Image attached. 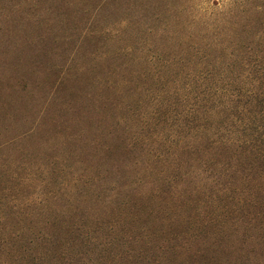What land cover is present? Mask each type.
Masks as SVG:
<instances>
[{"label":"trees","instance_id":"16d2710c","mask_svg":"<svg viewBox=\"0 0 264 264\" xmlns=\"http://www.w3.org/2000/svg\"><path fill=\"white\" fill-rule=\"evenodd\" d=\"M71 1L43 4L89 25L84 46L132 43L49 85L38 117L58 113L46 132L70 128L75 156L56 192L26 197L0 163V264H264V0ZM21 4L0 0V21ZM121 4L122 28L91 25Z\"/></svg>","mask_w":264,"mask_h":264},{"label":"rangeland","instance_id":"374dc122","mask_svg":"<svg viewBox=\"0 0 264 264\" xmlns=\"http://www.w3.org/2000/svg\"><path fill=\"white\" fill-rule=\"evenodd\" d=\"M81 1L79 3L77 0V4L71 1L69 7L84 9L87 0ZM226 1L228 0H195V4L206 9L213 8L215 3L222 6ZM43 3V0H39L31 5L22 0L12 19L0 21V144L15 139L13 144L8 142L0 147V163L9 170L16 168V178L27 179L29 187L24 188L22 194L26 193V197L32 198H40L43 185L47 183L48 192H56L52 181L58 183L62 181V177L68 181L69 167L75 160L72 139L67 135L71 132L70 128L63 129L59 136H54L58 135L55 131L62 127H54L55 130L46 132V128L55 123L58 113L54 114L51 108L50 111H45L41 119L38 117L42 113V103L46 102L49 85L56 76L72 73L76 66L81 67L88 59L89 51L98 53L107 48L116 49L124 43L131 45L133 37L125 36L123 43H106V35L102 32L93 38V42L84 46L79 33L89 25L82 20L74 32L75 22L69 20L71 18L65 20V15H62L59 8ZM115 4L119 5L120 2L116 1ZM48 6L49 11L45 12L44 8ZM113 9L112 13H104V16L91 21V25L98 30L103 29L104 25L113 29L122 28L134 16L127 4H121L120 9ZM28 12L40 15L39 20L25 19ZM92 26L90 27L93 28ZM70 34L71 37L62 38ZM81 44L84 48L76 51ZM22 61L23 65H18ZM32 95L34 96L31 97ZM38 121L43 123L44 128H37L29 134L32 130L28 129ZM27 131H30L28 135L25 134ZM101 175L104 176V173ZM61 193L63 192L60 190V196Z\"/></svg>","mask_w":264,"mask_h":264}]
</instances>
